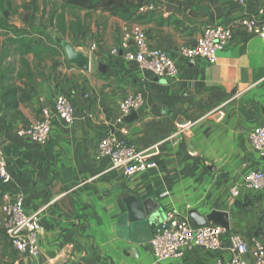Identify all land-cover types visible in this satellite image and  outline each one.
Listing matches in <instances>:
<instances>
[{"label":"crops","instance_id":"obj_1","mask_svg":"<svg viewBox=\"0 0 264 264\" xmlns=\"http://www.w3.org/2000/svg\"><path fill=\"white\" fill-rule=\"evenodd\" d=\"M261 11L264 0H164L155 11L137 12L131 19L82 9L74 41L61 43L69 41L90 56L89 71L71 63L65 49L46 43L41 47L56 48L58 61L38 55L17 80L8 82L30 91V99L16 110L6 109L1 85L0 138L6 139L12 188L25 196L27 212L41 211L40 254L19 256L14 264L217 263L222 251L196 245L156 262L150 241H133L132 215L149 197L160 204L148 217L151 235L168 210L188 217L192 209L203 215L219 210L229 214L230 231L264 242V193L244 191L233 198L230 192L246 173L263 165L249 137L264 124V39L236 30L215 63L184 60L177 52L207 25ZM135 20L143 24L151 45L175 53L176 79H159L122 54L110 55L124 27ZM139 90L145 106L137 119L125 123L140 148L159 145L158 167L127 176L111 169L109 159H98L97 152L101 138L119 129L122 98ZM58 92L85 112L81 130L55 119L45 144L19 135L20 128L39 118L43 106H52Z\"/></svg>","mask_w":264,"mask_h":264},{"label":"built area","instance_id":"obj_2","mask_svg":"<svg viewBox=\"0 0 264 264\" xmlns=\"http://www.w3.org/2000/svg\"><path fill=\"white\" fill-rule=\"evenodd\" d=\"M161 1L164 0H141L138 12H153ZM239 29L249 36H260L264 39V11L258 15H244L228 24L207 25L193 43L178 48V55L184 60L204 58L210 63H215L219 51L226 47L235 31ZM131 41L134 43L133 48ZM95 47L96 44L91 45V49ZM119 54L159 79L173 80L178 77L176 60L171 58L168 50L151 45L140 21L135 20L124 27L120 44L110 50L111 56ZM145 103L143 91L127 93L119 103L118 131L114 130L103 136L98 146L97 158L109 159L111 169L120 170L127 176L146 173L158 167L156 156L159 154V145L148 148L137 146L130 139L129 128L124 121V118L133 112L138 113ZM75 108L69 95L58 92L54 96L52 106H43L39 118L20 128L18 133L37 143L45 144L50 140L55 119L62 120L67 125H75ZM249 139L251 145L260 152L263 165L251 169L240 182L231 187L233 198H238L244 191L264 193V124L257 126ZM11 183L12 176L7 169L5 148L0 142L2 229L14 252L33 258L40 254L38 240L42 229L41 211L27 212L24 206L25 196L14 190ZM164 194L169 192L165 191ZM149 244L156 262L179 257L186 249L196 245L222 251L216 264H264V242L259 238L248 239L244 234L232 232L216 223L197 226L190 217L173 210L165 212L162 220L153 229ZM227 253L231 254L230 260L226 259Z\"/></svg>","mask_w":264,"mask_h":264},{"label":"rangeland","instance_id":"obj_3","mask_svg":"<svg viewBox=\"0 0 264 264\" xmlns=\"http://www.w3.org/2000/svg\"><path fill=\"white\" fill-rule=\"evenodd\" d=\"M81 12L63 0H0V93L2 79L17 80L38 55L57 62L56 48L39 53L28 50L52 43L64 52L61 39L74 41L72 35L81 29ZM11 256L17 260L20 255L9 246L0 212V264H14Z\"/></svg>","mask_w":264,"mask_h":264},{"label":"water","instance_id":"obj_4","mask_svg":"<svg viewBox=\"0 0 264 264\" xmlns=\"http://www.w3.org/2000/svg\"><path fill=\"white\" fill-rule=\"evenodd\" d=\"M62 45L71 63L76 64L82 70L85 71L90 70V63H91L90 56L84 54L80 50H77L74 44L70 43L69 41H63ZM169 53L171 58L176 59V55L174 52H169ZM105 69H106V65L102 64L100 66V71L105 73L106 71ZM46 107H50V106H46ZM75 117H76L75 127L80 131L82 127V120L85 117V112H82L78 108H75ZM137 118H138V113L133 112L129 116L125 117L124 121L128 122ZM0 141L2 144L6 143V139L3 137L0 138ZM142 206H144L143 209L142 208L136 209L137 213L135 217H133L132 215L133 219H131L129 225L130 236L133 241L138 243L149 242L151 240L152 235H151V229H150L148 217L156 209L160 208V204L158 202H155L153 197H149L143 202ZM130 208H131L130 210L133 212L134 210L133 205ZM126 217L127 215H124L121 219L123 218L126 219ZM189 217L192 219L193 223L197 226H203L210 222H213L225 227L227 230L230 229L229 214L227 212L213 210L208 215H203L199 213L196 209H192L189 212ZM127 221L125 220V223H127ZM226 259L227 260L231 259L230 253L226 254Z\"/></svg>","mask_w":264,"mask_h":264},{"label":"trees","instance_id":"obj_5","mask_svg":"<svg viewBox=\"0 0 264 264\" xmlns=\"http://www.w3.org/2000/svg\"><path fill=\"white\" fill-rule=\"evenodd\" d=\"M63 1L66 6L71 8L88 9V10H95V9L107 10L114 15L121 14L124 19H131L133 16H135V14L138 12L139 6L141 5V0H63ZM28 51H33L35 53H38L43 51H50V48L34 47L31 50L29 49ZM6 79L9 80L8 78H3L1 81L2 83L1 85L5 93V100H6L5 108L16 110L18 109L21 103H24L26 100L30 99L32 97V94L30 91L25 90L24 88L14 87L13 84L8 83L9 81L7 82ZM0 204H1V198H0ZM16 254L19 255L18 253ZM11 257L13 263L16 257L14 256Z\"/></svg>","mask_w":264,"mask_h":264}]
</instances>
